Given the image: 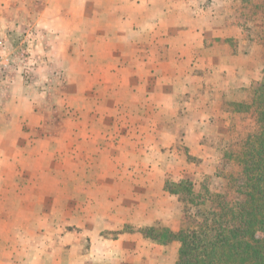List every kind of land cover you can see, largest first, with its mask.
Instances as JSON below:
<instances>
[{
  "label": "rangeland",
  "instance_id": "rangeland-1",
  "mask_svg": "<svg viewBox=\"0 0 264 264\" xmlns=\"http://www.w3.org/2000/svg\"><path fill=\"white\" fill-rule=\"evenodd\" d=\"M263 6L0 0V264H102L89 259L92 240L127 255L109 264L144 241L154 262L177 264L181 244H159L188 221L172 183L220 190L225 153L262 132ZM201 43L212 68L187 69L201 82H166L189 64L176 55ZM164 45L170 62L151 51Z\"/></svg>",
  "mask_w": 264,
  "mask_h": 264
},
{
  "label": "trees",
  "instance_id": "trees-1",
  "mask_svg": "<svg viewBox=\"0 0 264 264\" xmlns=\"http://www.w3.org/2000/svg\"><path fill=\"white\" fill-rule=\"evenodd\" d=\"M255 98L253 118L262 132L247 134L225 153L230 169L218 175L224 186L211 191L209 183L197 189L180 181L169 189L184 195L179 200L185 202L188 221L158 243L181 244L177 264H264V238L256 237L264 234V81Z\"/></svg>",
  "mask_w": 264,
  "mask_h": 264
},
{
  "label": "crops",
  "instance_id": "crops-1",
  "mask_svg": "<svg viewBox=\"0 0 264 264\" xmlns=\"http://www.w3.org/2000/svg\"><path fill=\"white\" fill-rule=\"evenodd\" d=\"M205 33H206V31H205ZM202 37H204V39L206 38V36L204 34H202ZM183 38H184V35L179 34V38H177L178 39L177 41H179V43H183V41H185V40H183ZM203 40H201V41H203ZM194 42L198 44V42H196V41H194ZM205 47L206 46L204 45V47H203V45L201 43V48H198L197 50H192L190 55H184L182 58H181V55L177 54L176 55L177 57H175V58H179V60H186L187 61V59L188 60L190 59L189 64H188V66H182V67L177 68V69H179L178 71H177V69H173L174 71L171 73L170 76L167 77L166 82H169L170 84L177 85L179 87L182 85L199 84L201 82V80H200V82H191V81L187 80V78L189 75H193L195 73V71H197L199 69H201V70L204 69V71L206 72V70L208 68H212V67H208V66L206 67L205 64H203L202 62L200 63V61H199L201 58V53L205 52V50H204ZM172 50H173V48L168 47L167 45L160 46V47L159 46H152V48H151L152 53H156V54L166 53L167 54V57L165 59H163L164 62H167V61L170 62L171 59H170L169 55H170ZM206 50H208V49H206ZM231 57H232V55H231ZM158 67H159V65H158ZM187 69H190V70L188 71ZM187 71H188L189 75H187ZM182 72H186V75H182ZM203 83H204V81L202 82V84ZM179 112H181L183 114V112H185V110H179ZM187 113H188V115H190L189 112H187ZM125 205H127V204H124V206ZM148 225H150V224H148ZM105 242L108 244L107 249L104 252H102L101 254L96 253L94 250L95 244L97 243V244L104 245ZM113 243L114 242L108 241V240H106L104 242L101 240H99V241L92 240L91 241V244H92L91 252L88 253L89 259L91 258L93 261H97V262L102 263V264H109V260L114 259L113 257H115V256L117 258H120L122 256H127L123 251L120 252L119 250H117L118 245H115L114 249H113ZM151 249H152V244H149V242H147V241H144L142 243H136V248H134V246H133V252H130L129 257L127 258V260H128L127 264H158L159 260L154 262L149 256L150 253L151 254L155 253V251L157 252L158 250H157V248H154L152 250ZM153 250H155V251H153Z\"/></svg>",
  "mask_w": 264,
  "mask_h": 264
}]
</instances>
